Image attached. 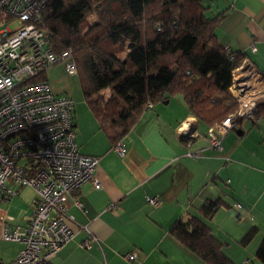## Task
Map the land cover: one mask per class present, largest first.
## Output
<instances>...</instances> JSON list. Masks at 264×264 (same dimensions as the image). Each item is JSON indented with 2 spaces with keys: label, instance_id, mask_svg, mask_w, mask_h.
Listing matches in <instances>:
<instances>
[{
  "label": "crops",
  "instance_id": "1",
  "mask_svg": "<svg viewBox=\"0 0 264 264\" xmlns=\"http://www.w3.org/2000/svg\"><path fill=\"white\" fill-rule=\"evenodd\" d=\"M203 6L208 18L225 14L216 29L218 43L246 54L248 67L264 74V0H205ZM179 101L177 110L170 108L172 99L167 107L153 104L147 109L120 140L123 156L114 150L90 110L75 120L80 151L99 157L96 176L101 188L87 182L70 195L67 208L73 220L66 223L75 237L50 264H206L169 230L189 215L201 217L200 209L217 198L227 205L220 206L211 219L201 218L222 243L224 253L235 264H262L256 252L264 238V114L239 121L223 137L222 150H217L207 138L213 125L199 121ZM185 129L198 136L185 139ZM27 188L33 194L26 196L27 206L18 215L24 217H13L14 224H21L32 212L35 192ZM148 196L160 198L164 206L152 207ZM13 199L0 204H5L0 214L8 215ZM253 227L257 233L242 244ZM89 234L98 242L86 250L81 243ZM21 248L0 238V262H11ZM133 253L136 259L129 261L127 255Z\"/></svg>",
  "mask_w": 264,
  "mask_h": 264
},
{
  "label": "trees",
  "instance_id": "2",
  "mask_svg": "<svg viewBox=\"0 0 264 264\" xmlns=\"http://www.w3.org/2000/svg\"><path fill=\"white\" fill-rule=\"evenodd\" d=\"M203 1L49 0L42 27L50 46L57 53L72 49L85 103L113 146L150 102L181 96L189 112L209 126L236 110L230 88L248 57L218 43L216 29L225 14L208 18ZM262 114L264 101L255 118ZM222 205L227 204L221 198L208 201L201 217L211 219ZM201 217L175 221L170 234L206 264H235ZM257 231L251 228L241 243ZM256 258L264 264V238Z\"/></svg>",
  "mask_w": 264,
  "mask_h": 264
},
{
  "label": "built area",
  "instance_id": "3",
  "mask_svg": "<svg viewBox=\"0 0 264 264\" xmlns=\"http://www.w3.org/2000/svg\"><path fill=\"white\" fill-rule=\"evenodd\" d=\"M48 2L0 0V204L23 188L35 192L32 212L21 224L0 214V238L22 246L14 260L0 264H50L75 237L66 223L73 220L67 208L70 195L87 182L101 188L96 176L99 157L83 154L77 144L76 104L69 96L55 95L45 76L59 64L69 75H78L72 49L55 52L48 30L42 27ZM14 19L19 27L11 30L8 25ZM225 50L231 52L230 47ZM230 91L236 110L207 132L217 150H222L223 137L239 121L256 120L257 105L264 101V77L252 68H240L234 72ZM152 108L148 103L146 109ZM182 133L185 139L198 136L190 129ZM114 150L123 156L124 144L118 142ZM146 201L154 208L164 206L158 197L148 196ZM95 242L98 239L89 234L81 246L89 250ZM127 259L134 261L136 253Z\"/></svg>",
  "mask_w": 264,
  "mask_h": 264
},
{
  "label": "rangeland",
  "instance_id": "4",
  "mask_svg": "<svg viewBox=\"0 0 264 264\" xmlns=\"http://www.w3.org/2000/svg\"><path fill=\"white\" fill-rule=\"evenodd\" d=\"M5 26H7L5 24ZM9 28L11 30H15L19 27V24L16 19L12 20L9 22ZM46 79L51 87L52 92L55 95H61V96H69L71 97L74 102H75V113H76V118L75 120H81L85 116L86 111L89 109L87 108V105L85 103L83 91L81 88L80 84V78L79 76H71L67 73L65 65L64 64H59L56 66H53L49 68L46 73ZM105 97L108 96L109 90H106L105 92ZM170 100L172 99V104L170 106L171 109H178L179 99H182L181 96H175V97H169ZM168 100L164 102H160L161 106L167 107L166 103ZM249 121V120H247ZM238 127V126H237ZM236 127V128H237ZM235 128V129H236ZM205 129V127L203 128ZM234 130V129H233ZM232 131V130H231ZM33 194V191L29 188L23 191L21 195L13 199L12 204H10V209L8 210L9 213L7 216L9 217H16L18 219H22L23 217H19L24 211L25 207L27 206V198L26 196H31ZM5 204H3L0 208H3ZM31 212V210H30ZM19 215V216H18Z\"/></svg>",
  "mask_w": 264,
  "mask_h": 264
},
{
  "label": "water",
  "instance_id": "5",
  "mask_svg": "<svg viewBox=\"0 0 264 264\" xmlns=\"http://www.w3.org/2000/svg\"><path fill=\"white\" fill-rule=\"evenodd\" d=\"M243 69H246V68H248V65H247V63H245V65L242 67Z\"/></svg>",
  "mask_w": 264,
  "mask_h": 264
}]
</instances>
